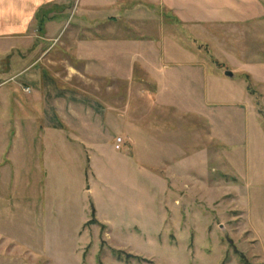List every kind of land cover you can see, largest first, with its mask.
I'll return each mask as SVG.
<instances>
[{"label": "rangeland", "instance_id": "rangeland-1", "mask_svg": "<svg viewBox=\"0 0 264 264\" xmlns=\"http://www.w3.org/2000/svg\"><path fill=\"white\" fill-rule=\"evenodd\" d=\"M73 1L41 4L23 33L0 38V264H264V72L259 70L264 25L232 40L234 51L249 60L237 58L232 78L224 75L231 71L228 64L215 56L207 60L209 81L197 90L198 106L182 103L180 112L153 105L150 80L136 65L137 80L130 82L90 76L67 51H59L68 26L77 20ZM244 67L249 73L241 76ZM48 81L101 100L98 139L139 138L127 151L139 168L134 172L139 210L129 225L97 223L92 206L78 233L72 211L64 224L58 223L54 195L69 194L77 184L69 174L76 164L73 151L46 148L38 132V113L49 108L50 100L41 106L23 103L33 94L37 98L38 84ZM15 83V95L9 96ZM244 89L251 94L245 100ZM180 145L185 154L176 161ZM109 148L103 151L116 164ZM80 154L90 157V165L83 160L80 169L84 185L94 190V156ZM161 157L169 166L156 160ZM104 161L100 174L111 179L109 171L115 169ZM55 169L66 173L55 175ZM79 194L89 199L88 191Z\"/></svg>", "mask_w": 264, "mask_h": 264}, {"label": "crops", "instance_id": "crops-1", "mask_svg": "<svg viewBox=\"0 0 264 264\" xmlns=\"http://www.w3.org/2000/svg\"><path fill=\"white\" fill-rule=\"evenodd\" d=\"M58 1L0 0V38L23 33L35 19L41 4H56ZM71 4H75L77 20L68 26L65 44L59 46L62 48L59 51H67V55L77 63L78 69L90 76L130 82L137 80L134 78L136 65L150 80L149 93L153 105L173 111L182 110V103L198 106L197 90L209 79L206 75L209 67L207 60L212 62L211 57L214 59L215 56L221 63L228 64L231 76L225 73L227 71L224 72L228 78H232L237 70L234 63L237 58L240 63L249 64V60H243L240 51L239 54L234 51L232 40L264 25V0H74ZM66 19L60 23L61 28ZM159 58H167L168 61L162 64L161 60V65ZM70 67L77 69L71 64ZM241 70V76L249 73L245 67ZM259 70L264 72V67L259 66ZM13 85L17 84L10 86V93L7 92L9 96L15 95ZM36 92L37 98L33 94L23 103L45 104L50 100L49 108L45 110L42 107L39 117L36 114L37 119L42 121V129L38 132L46 148L52 144L56 151L60 146L72 150L77 164L69 172L73 183L77 180L76 186L69 189V194L67 191H58L53 198L58 223L66 222L65 216L72 211L75 213L72 221L74 232L78 233L87 221L85 211L89 210V206L93 208L94 220L106 227L134 222L139 210L134 172L139 168L127 151L134 149L139 138L131 134L122 136L121 145L115 149L113 141L110 142L107 137L98 139L97 136V133H101L98 127L103 128V114L100 110L104 108L100 99L86 94L82 96L65 84L49 81L38 84ZM210 94H214V91ZM207 95L205 92V97ZM241 96L245 100L251 94L244 89ZM199 98L201 103L202 93ZM107 146L115 154L116 164L103 151ZM80 151L94 156L95 166L90 168V174L93 173L95 177L94 190L82 181L80 166L83 160L90 165V157L83 154L82 157ZM44 153L48 157L49 153ZM177 153L179 155L173 158L181 161L182 154H185L181 145ZM59 155L63 156L62 153ZM69 157H72L71 153ZM165 158L168 160V157ZM11 159L12 156H6V161ZM102 160H105L103 164L115 169L114 173L109 171L111 179H103L100 174ZM156 160L160 164H169L163 157ZM69 161L72 162V159L69 158ZM95 162L100 163L99 166ZM149 169L162 175L158 167L151 166ZM59 173L65 174L66 171L54 170L55 175ZM107 186H114V196L110 192L112 189ZM81 190L89 192V199L79 194ZM113 217L129 218V221H114Z\"/></svg>", "mask_w": 264, "mask_h": 264}, {"label": "built area", "instance_id": "built-area-1", "mask_svg": "<svg viewBox=\"0 0 264 264\" xmlns=\"http://www.w3.org/2000/svg\"><path fill=\"white\" fill-rule=\"evenodd\" d=\"M24 89L27 90L28 88L25 87ZM114 141H115L114 142V148L115 149H118L119 146H120V144L122 143V138L120 136H116L115 139H114Z\"/></svg>", "mask_w": 264, "mask_h": 264}, {"label": "water", "instance_id": "water-1", "mask_svg": "<svg viewBox=\"0 0 264 264\" xmlns=\"http://www.w3.org/2000/svg\"><path fill=\"white\" fill-rule=\"evenodd\" d=\"M228 76H231V73L229 71L225 72Z\"/></svg>", "mask_w": 264, "mask_h": 264}]
</instances>
